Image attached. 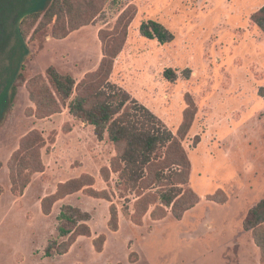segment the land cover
Returning <instances> with one entry per match:
<instances>
[{
  "label": "rangeland",
  "instance_id": "rangeland-1",
  "mask_svg": "<svg viewBox=\"0 0 264 264\" xmlns=\"http://www.w3.org/2000/svg\"><path fill=\"white\" fill-rule=\"evenodd\" d=\"M12 5V11H0V92L8 78L21 76L0 125V264H264L245 228L249 212L264 200V32L252 21L264 0H100L80 3L71 18L50 23L44 17L22 19L34 1ZM98 9L89 25L79 26L83 12ZM131 12L136 16L111 83L130 95L129 107L134 101L145 106L174 134L187 108L194 105L196 112L182 144L192 167L189 186L199 200L180 219L160 200L174 186H125L112 167L118 152L108 132L98 138L68 108L41 120L28 92L30 81L51 67L77 84L96 72L104 57L101 32L111 48ZM69 20L77 29L55 38L53 31ZM149 20L174 40L162 45L142 37L140 26ZM33 131L46 141L45 172L15 194L8 165ZM78 179L91 185L45 215L43 199ZM145 199L149 209L139 211ZM66 205L89 214L91 236L79 237L67 254L47 258L51 241L68 240L57 235V217ZM112 205L119 217L116 232L108 228ZM163 210L164 218L153 217ZM101 236L105 242L98 251Z\"/></svg>",
  "mask_w": 264,
  "mask_h": 264
},
{
  "label": "trees",
  "instance_id": "trees-1",
  "mask_svg": "<svg viewBox=\"0 0 264 264\" xmlns=\"http://www.w3.org/2000/svg\"><path fill=\"white\" fill-rule=\"evenodd\" d=\"M31 1L35 2V7L22 13L24 16L22 19L28 15L36 20L44 17L50 23L54 19L62 21L66 17L71 18L77 7H80V3L90 6L100 0ZM12 3L13 0H0V11L3 13L7 9L9 12L12 11ZM131 13L127 19L129 13L124 16L126 21L120 25V32L111 48L108 47L103 38V32H101L100 39L104 45V57L96 72L88 74L80 84H77L71 76L61 75L54 67H51L46 76L39 75L30 81L28 92L31 101L37 107L36 116L39 119H48L68 108L74 118L93 126L98 138H102L105 132H108V137L118 152L117 158L112 161V167L116 173L120 174V182L125 186L136 187L138 183H141L142 189H148L151 185L165 182L166 186H174L168 193H162L160 200L163 206L171 207L173 215L180 219L183 213L199 200L189 186L192 167L182 144L190 132L196 112L192 109L193 104L189 106L184 113L178 134H174L145 106L134 101L135 106L129 107L130 95L111 83L110 78L116 60L123 51L130 26L136 16V12ZM99 14L100 9L93 10L90 14H87V11L83 12L79 19V26L89 25ZM71 21L65 22L66 24L59 31L54 30L53 36L57 39H64L77 29L75 22L70 23ZM252 21L264 32V7L252 16ZM140 33L142 37L157 41L162 45L174 40V35L154 20L143 22L140 26ZM18 34L24 43L25 38L20 28ZM20 76L21 74L17 73L8 78L4 89L0 92V125L13 105L17 95L15 84L17 77ZM75 91L77 95L72 99ZM45 147L46 141L39 132L33 131L22 139L20 148L14 153L8 165L13 193H23L31 184L34 175L45 172L42 159V150ZM168 181H170L169 184ZM81 182L82 180L78 179L61 184L55 194L43 199V213L49 215L52 205L91 185H81ZM103 198L109 200L106 196ZM146 199L144 201L146 205L139 211L146 212L149 209ZM163 212L159 217L156 213L153 217L155 219L164 218L166 211L163 210ZM134 219L136 224L142 222L139 217ZM89 220V214L69 205L63 206L57 217V235L58 239L68 240L61 243L57 240L51 241L45 257L63 256L69 252L79 237H90ZM263 223L264 200L249 212L245 220V228L252 231L255 244L261 251L262 262H264ZM108 228L113 232L119 230L118 211L114 205L110 208ZM104 242V236L95 241L98 251L101 250Z\"/></svg>",
  "mask_w": 264,
  "mask_h": 264
}]
</instances>
